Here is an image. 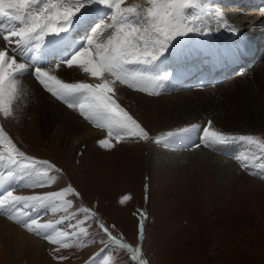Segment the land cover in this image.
<instances>
[{
	"label": "snow or ice",
	"instance_id": "1",
	"mask_svg": "<svg viewBox=\"0 0 264 264\" xmlns=\"http://www.w3.org/2000/svg\"><path fill=\"white\" fill-rule=\"evenodd\" d=\"M97 4L109 12L99 23L89 24L91 31L75 48L68 37L74 17L86 5ZM206 18H215V28L204 24ZM245 26L250 24L230 20L225 13L211 8L207 0H145L131 5L125 0H56L55 3L51 0H0V121L16 119L14 101L23 90V81L30 76L51 97L99 129L96 142L103 149H111L125 139L167 148L184 145L196 133L200 143L192 147L215 148L239 142L256 145L264 152V142L255 136L216 130L210 119L203 125L181 126L154 138L117 98L122 86L148 95H160L170 80L176 78V70L160 65L166 53L169 62L174 61L183 68L205 54L209 49L207 37L211 33L226 30L239 35ZM37 52L39 58L35 55ZM66 69L80 71L93 82H72L62 75ZM235 158L241 161L245 171L253 167L264 171V163L257 164L255 157L251 165L247 157ZM258 159L264 161V155ZM0 167L7 169L6 177L0 175V188H3L0 212L28 232L55 245L53 256L57 261L67 259L56 255L62 249L84 246L80 237L89 235L88 219L90 216L96 218L97 214L87 207L74 209V199L67 197L80 198L81 193L71 183L32 195H15L10 184L4 187L5 181L11 182L17 176L30 178V183L25 185L28 187H51L56 177L50 172L60 174L61 169L50 161L21 151L3 123H0ZM129 198L124 196L123 200ZM49 210L62 212V215L55 222H41L42 214ZM138 215L142 240L146 217L142 212ZM94 223L104 234L99 241L104 248L116 245L128 249L132 261L148 264L143 259L142 247L125 244L114 237L103 222L94 220ZM89 259L96 264L94 257Z\"/></svg>",
	"mask_w": 264,
	"mask_h": 264
},
{
	"label": "rangeland",
	"instance_id": "2",
	"mask_svg": "<svg viewBox=\"0 0 264 264\" xmlns=\"http://www.w3.org/2000/svg\"><path fill=\"white\" fill-rule=\"evenodd\" d=\"M125 2L131 5L144 3L145 0H125ZM98 7L103 6L98 5ZM229 9L230 7L219 8L222 12L229 11ZM244 12L252 13L253 11ZM244 24H250L244 28L248 31L251 29L250 34L252 35L260 33L264 28V23L261 24L263 27L260 29H257L258 23L253 25L247 21ZM224 31L223 35L227 36V31ZM217 37L213 32L207 38L216 39ZM259 38L261 37L259 36ZM261 39L259 41L262 43ZM263 64L264 58L261 56L252 68L246 71V78L242 82L246 84L251 80L250 78H256L255 71H261L260 66ZM239 76V74H233L231 78L220 84H224L223 88H229ZM87 79L84 81L93 82L90 78ZM192 90L180 89L176 92L161 93L155 97L162 96L170 100L182 92L184 96H189ZM128 91L139 96H151L132 89H128ZM245 94L253 99L256 90L255 92L245 91ZM117 98L119 103L139 120L134 109H129V106L123 103L118 95ZM205 98V104L204 101L200 102L202 106L196 108V114H191L187 123L161 132H151L153 137L181 126L193 124V122L203 125L209 119L212 120L210 117L204 118L205 122L202 119L194 120V116L199 112H206L212 116L217 112L222 115L226 113V107L223 106L227 102L226 100ZM125 101L127 102V99ZM223 102L224 104H221ZM65 108L67 107L65 106ZM252 112L251 110L250 113ZM73 113L78 116L76 112ZM78 118L83 121L79 116ZM212 121L216 130L228 134L253 135L264 142V122H254L253 128L238 129L229 125L221 126L214 118ZM83 122L91 129L99 130L88 122ZM0 123H3L5 130L21 151L28 156L50 161L61 169L60 174L50 172V175L56 177L55 183L51 187H28L25 185L30 183V178L17 176L12 180L14 194L45 193L71 183L81 193L80 198H75L76 206L87 207L90 212L97 214L96 218L90 216L88 219L86 230L89 235L80 237L84 246L62 249L56 255L65 256L67 259L57 261L53 256V248L56 246L47 242L42 250L43 258L40 261L38 259L36 261L34 258L32 264H93L90 257H94L96 264H104L105 261L107 264H136L131 260L130 250L120 249L116 245L104 248V245L99 243L104 234L96 229L94 220L103 222L110 228L112 235L123 243L132 247H142L143 259H146L148 264H264V186H262L264 185V172L256 171V173L251 169L245 171L241 167V161L235 158L253 156L260 161L258 157L264 155V152L258 146L252 145L250 146L252 147L251 151L245 149L244 152L240 150H243L247 145L242 146L239 142V149L235 148L236 151L230 149L229 145H220L215 148L203 145L200 147L204 151L212 152L213 155L220 157L231 168L233 176L225 184L217 181V174L208 167L209 164L197 159H194V162L189 161L184 170L180 172L161 171L167 178L160 181L162 173L155 170L154 166H150L147 155L152 150H168V147L163 145L125 139L115 144V147L111 149H103L98 146L95 140L91 146L93 152L87 153L82 150L75 151L69 142L65 145L60 144L61 137L59 136L53 137L52 140L46 139L41 127L37 126L38 122L36 128L27 135L23 134V130L17 129L14 120L0 121ZM32 133L33 135H31ZM191 138L193 139L192 144L185 142L180 146L172 145L169 146L170 151L197 149L192 145L200 142L198 135L193 133ZM127 144L138 150L128 153ZM183 146L185 148L181 149ZM108 166H112L110 171L105 169ZM0 172H4V170L0 169ZM124 196L130 198L124 201ZM67 199L69 198L67 197ZM141 212L146 217L143 221L142 240L138 230L140 223L138 213ZM47 213L46 216L42 215L41 222L55 221L62 215V212L50 215V210ZM0 218L13 222L4 212H0ZM13 223L17 225V223ZM71 223H75V221H71ZM59 227L63 229L64 226ZM70 243L73 242L70 241ZM102 249L103 251H101ZM27 253V257L31 255L29 251ZM27 263L25 261L22 264ZM0 264L9 263L5 260Z\"/></svg>",
	"mask_w": 264,
	"mask_h": 264
},
{
	"label": "bare ground",
	"instance_id": "3",
	"mask_svg": "<svg viewBox=\"0 0 264 264\" xmlns=\"http://www.w3.org/2000/svg\"><path fill=\"white\" fill-rule=\"evenodd\" d=\"M44 2H47V0H44ZM51 2L55 3L56 0H51ZM260 2L261 0H207V4L216 10H219L220 7H230L229 11L223 12L228 18H230V20L241 24H244V22L247 21L253 25L258 23L259 26H257V29L263 27L261 24L264 23V11L254 8L256 5H259ZM251 9L253 10L252 13L244 12L252 11ZM105 12L107 11L103 7L97 8L95 5H86L85 8L81 10V13L78 14L77 17H74L73 26L68 33V37L75 48H78L80 43H76L74 38L80 33H84L83 28L86 27L88 19ZM239 17H242V19H239ZM247 17H249V19H247ZM204 24L215 28V18H206ZM250 31L251 29L248 31L246 28H243L239 35H233L227 31V36L223 35V31H214L218 37L216 39L207 38L209 49L205 54L191 61L189 64H186V68L194 67L201 70L203 69V63H205L204 65L208 66V70L214 69L218 66V70L221 71L227 66V64H234L235 66L239 63L240 57L243 56L241 54L245 53L244 50L246 49L251 54L248 57L250 63H247L244 69L245 72L239 74L240 76L236 78L234 84L229 86V88L226 87L227 89L223 88L224 84H211L210 82H216L217 78H209L208 71L203 72L205 74L202 73L203 75L199 76L201 77L199 80L187 81L188 72L182 71L174 61L169 62V54L166 53L165 57L161 58L160 65L166 67L168 70H176V78L170 80L167 84L166 90L162 91V93H168L171 91L176 92L180 89H193L195 91H190L191 94H189V96H184L182 91V93L178 92L180 94H174L176 98L169 100L162 96L155 97L156 95L147 97L143 95H135L133 93L131 94L127 88L122 87L118 96L123 103H126L129 106V109H134V112L138 114L139 120L150 130V132H161L175 126H180V124L187 123L191 114H196V108L202 106L200 102L204 101L205 104V97L208 99L222 98L223 101L226 100L227 102L225 104L224 102L221 103L224 104V108L226 107V113L222 115L220 112H217L212 116L206 112H199L194 116V120L197 121L202 119L203 121L204 118L206 119L207 117H210L212 120L213 118L216 119L221 126L229 125L238 129L245 127L253 128L254 122H264V64L260 66L261 71H255V75H257L256 78H250L251 80L247 81L246 84L245 82H242V80H245L246 71L252 68L255 62H257V59L261 56L264 58V38L261 39L264 37V28L260 33L255 35L250 34ZM259 36L261 38H259ZM82 39L83 38H79L78 41L81 42ZM197 39H202V37H197ZM259 39L262 40V43ZM189 43H191V41H189ZM250 47L254 48L251 49ZM67 54L68 53H66V55ZM35 55L39 58L38 52L35 53ZM62 75L72 82H77L78 79L87 81V78H89L80 71H73L70 69L64 70ZM228 75L229 74L223 76L220 80L225 79ZM255 90L256 94L253 99L245 94V91L255 92ZM125 99H127V102ZM252 105L255 107L253 108ZM14 108L16 114L14 123L17 129L24 131V135H27L35 129L38 122L37 126L41 127L46 139L52 140L53 137L59 136L61 137L60 144L62 145L69 142V144L72 145V149L75 148V151L82 150L87 153L93 152L91 146L96 140L99 130L91 129L85 122L80 120L75 113L65 108L63 104L51 97V95L33 80L32 77L29 76L23 81V90L14 101ZM251 110L253 111L252 113H250ZM260 126L262 127V125ZM31 135H33V133ZM192 141L193 139L191 138L186 142L192 144ZM126 146L128 153H133L138 150L133 149L134 147H132V145L130 146L127 144ZM184 148L185 146L181 147V149ZM229 148L236 151L239 149V144H230ZM245 149L251 151L252 147L246 146L240 151L244 152ZM170 150V147H168V150H152L147 155L150 166H154L155 170L160 172L164 170L169 172H180L184 170L185 165L189 161L194 162V159H197L203 163L209 164L208 167L212 168L211 170L217 174V181L222 184L229 182L230 178L233 176L231 168L227 166L220 157L213 155L212 152H206L200 147L192 151H182L179 149L178 151ZM124 151L126 150L124 149ZM188 154L190 155L187 157ZM177 155L178 157H176ZM247 158L248 163L251 165L253 163V156ZM256 163L259 164L264 162L256 160ZM110 167L108 166V168L105 169L110 171ZM0 169L4 170V172H0V175L6 177L7 169L3 167ZM250 169L255 172H264L258 167ZM133 171L135 172L136 169ZM161 175L162 177H160V181L167 178L165 173H162ZM11 182L5 181L4 187L7 188L9 183L11 185ZM0 191H3V188H0ZM68 198L74 199V207H76L75 198L72 196H68ZM52 214L55 213L51 212L50 215ZM42 215L46 216L48 213ZM9 220L11 221V219ZM13 222L11 223L7 221V219L0 218V263L6 260L9 264H22L25 261L28 262L27 264H32L34 258L36 261H40L43 258L42 250L47 241L28 232L22 225L19 226L20 224L17 223V226ZM28 251L31 255L27 257L26 254H28Z\"/></svg>",
	"mask_w": 264,
	"mask_h": 264
}]
</instances>
